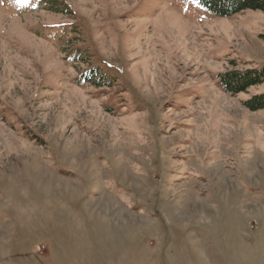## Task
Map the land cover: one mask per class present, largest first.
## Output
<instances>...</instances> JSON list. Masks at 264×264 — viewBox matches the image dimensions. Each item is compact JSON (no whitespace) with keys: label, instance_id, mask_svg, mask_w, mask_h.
Here are the masks:
<instances>
[{"label":"rangeland","instance_id":"374dc122","mask_svg":"<svg viewBox=\"0 0 264 264\" xmlns=\"http://www.w3.org/2000/svg\"><path fill=\"white\" fill-rule=\"evenodd\" d=\"M264 12L0 0V264H264Z\"/></svg>","mask_w":264,"mask_h":264},{"label":"trees","instance_id":"16d2710c","mask_svg":"<svg viewBox=\"0 0 264 264\" xmlns=\"http://www.w3.org/2000/svg\"><path fill=\"white\" fill-rule=\"evenodd\" d=\"M207 8L220 17H228L244 10H260L264 12V0H191ZM218 82L222 89L232 95L245 92L249 87L264 83V66L248 67L243 70L232 69L218 74ZM244 106L251 111L264 108V91L256 93L244 100Z\"/></svg>","mask_w":264,"mask_h":264}]
</instances>
